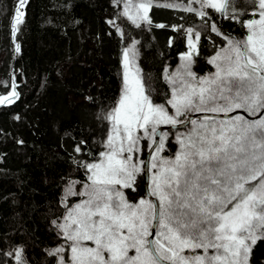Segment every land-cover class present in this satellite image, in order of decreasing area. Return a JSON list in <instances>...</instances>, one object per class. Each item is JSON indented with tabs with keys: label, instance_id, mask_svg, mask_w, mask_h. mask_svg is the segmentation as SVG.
Here are the masks:
<instances>
[{
	"label": "rangeland",
	"instance_id": "374dc122",
	"mask_svg": "<svg viewBox=\"0 0 264 264\" xmlns=\"http://www.w3.org/2000/svg\"><path fill=\"white\" fill-rule=\"evenodd\" d=\"M187 2L197 5L198 14L223 5V0ZM153 3L192 9L177 0H126L124 13L145 21ZM257 7L245 36L222 32L227 43L209 58L212 72H197L193 56L199 38L188 34V51L167 76L171 112L145 94L137 39L123 48L124 87L109 113L105 151L86 162L87 178L72 181L63 195L65 204L70 197L74 203L56 221L67 240L52 249L57 264H161L147 245L154 203L147 195L149 200L131 202L125 189L134 186L143 161L145 166L143 144L152 146L160 125L181 123V115L191 112L242 109L255 116L264 109V0ZM243 50L263 75L245 63ZM168 140L176 143L173 155L163 153ZM151 156L149 189L159 205L160 256L171 264H249L264 227V113L193 118L181 128L165 129ZM16 253L21 261L20 250Z\"/></svg>",
	"mask_w": 264,
	"mask_h": 264
},
{
	"label": "trees",
	"instance_id": "16d2710c",
	"mask_svg": "<svg viewBox=\"0 0 264 264\" xmlns=\"http://www.w3.org/2000/svg\"><path fill=\"white\" fill-rule=\"evenodd\" d=\"M125 1L0 0V98L12 95L0 103V264L58 263L52 249L67 240L56 221L74 203L70 197L65 204L63 195L72 181L87 178L86 162L105 151L130 41H138L147 98L171 112L167 76L188 51V34L199 38L197 72H212L209 58L226 45L224 34L245 36L259 8L258 0H229L222 19L221 8L198 14L197 5L177 0L192 9L153 3L147 20L136 22L124 13ZM149 146L145 141L142 160ZM175 152L168 140L163 153ZM145 181L143 161L125 189L128 200L147 198ZM249 264H264V227Z\"/></svg>",
	"mask_w": 264,
	"mask_h": 264
},
{
	"label": "water",
	"instance_id": "95a60500",
	"mask_svg": "<svg viewBox=\"0 0 264 264\" xmlns=\"http://www.w3.org/2000/svg\"><path fill=\"white\" fill-rule=\"evenodd\" d=\"M229 0H224L223 1V5L221 7L220 13H221V18H224L225 15V9L227 7ZM244 53V58L245 60H247V56L245 54V51L243 50ZM237 113H243L244 115L248 116V117H260L263 113H264V109H262L257 115L252 116L248 113H246L244 110L242 109H238V110H234L230 113L227 114H216V113H211V112H198V113H193L191 115H189L183 122L178 123V124H171V125H160L156 132H155V140L154 143L152 144V146L149 148L146 157H145V166H144V170H145V177H146V181H145V189H146V194L147 196L153 201L154 203V220H153V224H152V229H151V234L148 238V246L149 249L151 251V253L153 254V256L157 259V261H159L161 264H171L169 262H167L166 260H164L160 254L158 253L155 243H154V237L156 234V230H157V226L159 223V205H158V201L157 199L152 195V193L150 192L149 189V167H150V159H151V155L153 153V151L157 148V146L160 143V137L162 132L165 129H175V128H181L187 124L190 123V121L193 118L196 117H200V116H211V117H216V116H223V117H229V116H233Z\"/></svg>",
	"mask_w": 264,
	"mask_h": 264
}]
</instances>
